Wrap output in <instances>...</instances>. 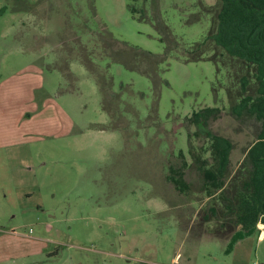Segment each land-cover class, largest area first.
Wrapping results in <instances>:
<instances>
[{"label":"rangeland","instance_id":"374dc122","mask_svg":"<svg viewBox=\"0 0 264 264\" xmlns=\"http://www.w3.org/2000/svg\"><path fill=\"white\" fill-rule=\"evenodd\" d=\"M200 2L215 4L0 0V143L4 127L29 131L0 148V264H264L257 236L226 254L196 226L205 194L166 177L207 147L192 113L227 111L223 74L183 57L211 28ZM210 129L232 140L234 170L247 133L226 118Z\"/></svg>","mask_w":264,"mask_h":264},{"label":"trees","instance_id":"16d2710c","mask_svg":"<svg viewBox=\"0 0 264 264\" xmlns=\"http://www.w3.org/2000/svg\"><path fill=\"white\" fill-rule=\"evenodd\" d=\"M199 5L212 13L211 28L203 41L185 48L183 57L186 62L206 57L217 74H223L227 111L206 107L192 113L187 123L202 133L207 147L199 152L189 149L191 163L169 166L166 177L180 195L205 194L207 201L196 214V226L212 224L203 233L227 239L225 253L229 254L239 241L257 236L260 225L264 231V0H215L213 6ZM128 9L136 15L134 8ZM223 118L235 124L236 134L246 132L250 139L241 148L242 158L234 170L232 140L210 129ZM203 154L209 157L201 158ZM190 201L203 203V198L190 197Z\"/></svg>","mask_w":264,"mask_h":264},{"label":"crops","instance_id":"0c3cea01","mask_svg":"<svg viewBox=\"0 0 264 264\" xmlns=\"http://www.w3.org/2000/svg\"><path fill=\"white\" fill-rule=\"evenodd\" d=\"M29 103H31V105L36 108V102H34V98H29ZM20 105H23V108L22 109H19L18 111L15 112V117L13 119H17V122L18 124L20 123H23L25 121V118H28L30 119L31 115L29 114L30 110L28 109V107H30L31 105L30 104H20ZM48 107H51L52 108V111L53 112H56V108L54 106H52L51 104H47ZM14 110V108H13ZM15 111V110H14ZM61 112V108L59 110V113ZM39 115H42V112H40ZM27 128H22L21 126L20 127H16L15 130L13 131V135L14 136H11V137H8V135L10 134H6V128L4 127V132L5 134H3V138L4 141L0 143V148L2 149H8V148H16V147H19V146H22L25 143V139L26 137L29 135V131L26 130ZM14 137H17V140L15 141H9L11 140L12 138ZM15 139V138H14ZM261 225L260 227H258V229L260 230L259 234L257 235V242H263L264 241V231L261 229ZM247 239V238H246ZM244 240L242 241H239L238 243H236V245L234 246V249L233 251L238 247V245H240Z\"/></svg>","mask_w":264,"mask_h":264}]
</instances>
